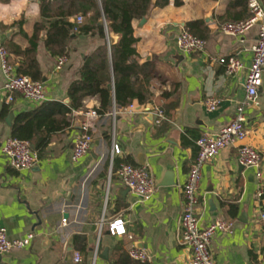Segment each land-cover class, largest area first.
<instances>
[{
	"label": "crops",
	"instance_id": "0c3cea01",
	"mask_svg": "<svg viewBox=\"0 0 264 264\" xmlns=\"http://www.w3.org/2000/svg\"><path fill=\"white\" fill-rule=\"evenodd\" d=\"M78 13L70 19L75 22ZM249 14L248 0H169L154 5L146 20L136 18L137 60L153 67L152 101L133 100L139 108L132 112L116 102L115 121L106 113L93 118L91 148L76 162L72 160L74 142L85 112L99 108V95L86 97L80 108L68 113L70 125L52 135L37 163L17 169L1 147L12 135L16 115L39 103L19 92L7 101V77L0 58V223L11 238L23 237L31 230L36 233L29 245L1 254L0 264H109L135 246L147 250V260L124 264H188L191 250L181 239L180 186L197 153V138L204 132H218L232 120L245 97V76L259 23L242 37L224 33L220 25ZM84 15L85 23L90 13ZM208 16L212 20L208 21ZM21 18L25 19L24 30L32 34L35 22L42 18L41 1L0 0V40L5 45H28L21 28L14 25ZM190 21H198L202 28L206 51L184 53L179 49L177 35ZM100 25L98 21L90 32H74L68 60L61 69L56 68L58 55L48 50L46 33L42 34L38 58L47 100L65 102L69 97L70 84L80 77L86 55L104 42ZM230 54L238 55L245 65L234 74L211 58ZM19 59L11 52L16 70ZM208 93L221 99L215 110L206 108ZM149 103L153 105L152 117ZM159 109L165 110V116L157 123ZM245 111L251 130L246 141L262 153L263 177L258 178V168L253 165L240 170L238 145L223 148L203 167L198 205L201 224H210L217 217L234 221L231 231L218 229L213 235L216 264H264V219L260 216L264 192L258 194L260 187L264 191V69L259 104L249 105ZM10 112H14L11 123L7 120ZM114 142L121 145L122 152L112 156ZM122 161L150 166L157 183L151 197L141 198L124 182L119 173ZM119 216L126 221V232L113 234L109 222ZM63 217L67 218L65 225L61 224ZM97 244L99 254L95 257ZM76 251L82 252L81 261L74 259Z\"/></svg>",
	"mask_w": 264,
	"mask_h": 264
},
{
	"label": "built area",
	"instance_id": "2783aa9c",
	"mask_svg": "<svg viewBox=\"0 0 264 264\" xmlns=\"http://www.w3.org/2000/svg\"><path fill=\"white\" fill-rule=\"evenodd\" d=\"M248 4L250 8L249 16L242 19L226 20L220 25V29L224 33L242 37L252 26L258 23L259 19H263L259 23L258 39L252 46L253 58L245 76V97L237 105L236 114L232 120L225 124L218 132H204L197 138V153L190 164L186 181L180 186L183 197V209L180 218L181 239L191 250L188 264H216L211 247L213 235L218 229L231 231L234 224L233 220L224 217H217L207 225L201 224L198 205L204 165L208 161L213 160L223 148L230 145H238L239 162L245 166H256L258 168V178L261 179L263 177L261 169L262 153L254 144L246 141L251 130L246 125L245 110L249 105L259 104V89L262 84L264 69V5L261 0H248ZM84 21L85 15L83 13L76 14L74 32L80 31V27L84 24ZM177 44L179 49L184 53L207 50V39L187 28H184L177 35ZM10 54V50L0 40L1 67L7 77L4 83L7 101H12L16 92L22 94L26 99L37 103L46 100L47 95L44 81L33 79L26 73H18L16 65L10 60ZM211 58L223 63L229 74L237 73L245 66L243 60L235 54L211 56ZM67 60V53L58 55L56 68L61 69ZM220 102V97L214 93H208L205 98L208 110H215ZM138 108L135 102L129 103L126 107L129 112L135 111ZM105 113L113 116L115 121L117 115L116 101ZM156 114V122L160 123L162 117L165 116V110L159 109ZM85 115L86 118L81 124V132L76 137L73 145L72 160L75 162L79 161L89 152L93 140L92 119L99 116L100 112L97 108H92L87 110ZM113 127H115L114 124ZM1 148L9 156L11 166L17 169L31 167L40 158L38 150L26 138L10 135L4 141ZM121 152V145L114 142L112 156ZM119 173L129 188L143 199L151 197L157 188L155 176L148 164H135L130 161H122L119 166ZM263 192V188L260 187L258 194H263ZM260 216L264 219V208L261 210ZM66 223L67 218L63 217L61 224L65 225ZM102 225L103 221H101L100 227ZM109 228L113 234L124 233L126 232V221L121 216L116 217L109 222ZM35 236V231L31 230L23 237L11 238L8 235L7 227L0 223V253L8 252L12 248L25 247L32 242ZM129 253L132 257L142 261H146L148 258L147 250L144 248L131 247ZM98 254L99 244H97L94 251L95 257ZM74 259L81 261L83 259L82 252L76 251ZM109 264L116 263L112 261Z\"/></svg>",
	"mask_w": 264,
	"mask_h": 264
},
{
	"label": "trees",
	"instance_id": "16d2710c",
	"mask_svg": "<svg viewBox=\"0 0 264 264\" xmlns=\"http://www.w3.org/2000/svg\"><path fill=\"white\" fill-rule=\"evenodd\" d=\"M42 18L34 24L32 34H28L23 24L24 18L14 22L21 28V33L28 39L25 48L8 42L6 47L20 59L17 72L26 73L33 79L43 80V71L38 58V48L42 34L44 42L53 55L68 53V44L74 35L75 22L70 16L81 12L89 14L88 20L80 31L90 32L104 16L108 31L103 25L98 26L104 42L88 53L81 68V75L69 87V103L62 100L46 99L32 109L19 112L11 124L12 135L26 138L36 146L39 154L50 142L52 135L70 125L68 113L80 108L86 97L99 95L98 111L105 113L111 108V98L127 106L137 99L141 103L152 101L150 88L153 67L149 63L137 60L133 21L145 17L154 5H165L169 0H40ZM198 21H190L187 29L199 36H204ZM117 35L112 42L109 33ZM113 83V88L109 85ZM111 135V132H110ZM133 263L142 260L126 253L116 264Z\"/></svg>",
	"mask_w": 264,
	"mask_h": 264
},
{
	"label": "water",
	"instance_id": "95a60500",
	"mask_svg": "<svg viewBox=\"0 0 264 264\" xmlns=\"http://www.w3.org/2000/svg\"><path fill=\"white\" fill-rule=\"evenodd\" d=\"M154 1H155V0H154ZM144 20H146V17H143V18H142V21H144ZM207 20L210 21V20H212V19L208 16V17H207ZM262 21H263V19H259V20H258V23H261ZM99 24L103 25V26L105 27V29L108 30L107 22H106V19H105L104 16H102V17L100 18V20H99ZM11 32H12V31H11ZM11 32H10V33H11ZM110 35H111V41L114 42V41L116 40V35H114L112 32L110 33ZM43 80H45V79H43ZM109 86H110L111 88H113V83H110ZM69 101H70V98L67 97V98L65 99V102H66V103H69ZM114 102H115V97L113 96V97L111 98L110 104L113 105ZM147 109L150 110L149 115H150L151 117L154 116V113L152 112L153 105H152L151 103H149V104L147 105ZM13 116H14V112H10V115L7 117V120H8L10 123L12 122V118H13ZM33 147L36 148L35 145H33ZM141 162H144V160L141 159ZM243 167H244V165L241 164V165H240V170H241ZM104 252H105L104 254H106V253L108 252V247H106V248L104 249ZM0 257H1V253H0Z\"/></svg>",
	"mask_w": 264,
	"mask_h": 264
}]
</instances>
